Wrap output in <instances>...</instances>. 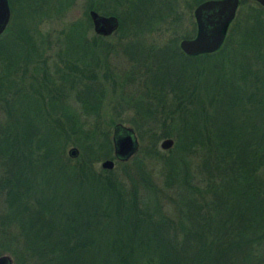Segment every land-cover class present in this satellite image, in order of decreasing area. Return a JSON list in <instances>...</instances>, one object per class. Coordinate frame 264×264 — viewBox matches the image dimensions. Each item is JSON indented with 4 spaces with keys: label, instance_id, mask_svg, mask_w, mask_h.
Segmentation results:
<instances>
[{
    "label": "trees",
    "instance_id": "16d2710c",
    "mask_svg": "<svg viewBox=\"0 0 264 264\" xmlns=\"http://www.w3.org/2000/svg\"><path fill=\"white\" fill-rule=\"evenodd\" d=\"M204 1L197 0L196 6ZM239 3L241 10L248 0ZM239 10L217 52L186 57L175 45L186 60L220 54L221 75L230 73L232 62L241 72L240 88L229 96L225 90L220 93L227 108H221L219 116L192 109L189 89L180 88L173 101L159 91L157 108L170 124L157 137L156 108L136 106V131L144 128L143 119L149 124L151 146L143 153L149 166L162 162L164 167L159 181L146 174L139 157L133 166L142 174L95 171L97 161L113 159V145L99 122H87L99 109L93 88L83 108L85 118L79 114L66 122L57 118L51 143L43 137L42 127L33 123L37 119L30 107L5 109L0 90V107L9 119L0 122V242L12 249L17 264H264V8H255L236 25ZM103 15L118 18L115 33L129 31L117 13ZM18 30L14 39L20 42L27 38V30ZM85 31L82 22H74L66 36L84 54L92 46ZM103 38L98 36L93 43ZM4 43L0 50L5 53ZM167 53L170 62L181 65L176 52L170 48ZM254 59L261 64L255 61L251 66ZM65 63L66 71L95 80L87 63ZM259 69L263 75L257 74ZM96 85L102 89V83ZM65 97L58 90L53 105L65 106ZM28 98L31 95L24 99ZM36 101L43 104L44 96L39 94ZM36 110L38 118L42 112ZM117 124L122 123L113 129ZM171 137L174 147L166 152L169 156L161 157L153 146L158 139ZM69 146L80 149L76 160L66 152Z\"/></svg>",
    "mask_w": 264,
    "mask_h": 264
},
{
    "label": "rangeland",
    "instance_id": "374dc122",
    "mask_svg": "<svg viewBox=\"0 0 264 264\" xmlns=\"http://www.w3.org/2000/svg\"><path fill=\"white\" fill-rule=\"evenodd\" d=\"M8 1L9 8L12 7L10 21L0 39V45L6 42L4 43L6 44L5 53L2 49L0 50V90L4 98L1 104L5 106V109L12 105L14 109L11 112L20 108L26 111L30 107L31 116L34 115L32 118L37 119L33 123L42 127L43 137L46 136L51 143L57 118L64 122L78 114L85 118V114H82L83 108L86 101L90 102L88 90L90 87L93 88L98 95L99 109L97 113H92L93 116L91 115L87 122L89 124L99 122L101 129L109 132L110 140L113 136V125L122 123L121 125L134 131L139 142L138 153L129 160L117 161L112 153L113 159H100L94 164L95 171H108L103 169L101 164L111 160L114 162L112 170L117 174L124 173L125 170L132 174L137 172L142 174L133 166L134 158L139 157L137 162L142 163L143 170L147 171L146 174L150 175L151 179L159 181L163 178L164 167L162 162L149 166V158H146L143 153L144 148L151 146L148 145L149 124L143 119L144 128L136 131L134 124L137 122L134 123V120L139 117L136 106L156 108L155 112H158L155 114L158 119L156 136L159 137L168 130H164L167 127L166 124H170L166 123L165 116L157 108L160 92L165 97L170 96L169 100L173 101L172 95L180 88L189 89L190 94H193L191 95L193 104H190V107L212 112L213 117L219 116L217 114H220L221 108H227L225 97L219 99L220 93L225 90L229 96L233 90L241 86L238 80L241 72L238 71L234 62H232L233 67L228 70L230 73L221 75L222 72L217 64L221 61L220 54L201 57L197 60H186L185 57L182 56V59L177 54L178 51H175V45L179 47L181 41L194 39L197 34L194 17V10L198 6H196L197 0ZM60 4L63 5L60 7ZM65 4L68 7H64ZM90 6L97 8L98 12L93 11L102 16L104 12L117 13L129 31L124 35L115 33L105 39L96 40L94 44L93 39L98 36L94 33L91 19L89 24L85 15L87 13L90 18ZM255 8L262 7L248 0V3L240 8L241 10L238 9L240 20L236 25L244 23L243 19L247 18V15L257 11ZM261 15L264 20V14ZM78 21L83 23L86 30V40L92 43L89 53L84 54L80 48L76 47V43L73 42L75 40L66 37L71 24ZM19 27L25 32L27 30V38L17 42L14 37L17 36ZM170 48L172 52H176L181 65L178 62L172 63L167 58V51ZM66 60H73L79 66L87 63L95 72V80L83 78L81 73L75 71H66ZM234 60L232 55V61ZM255 61L261 64L259 60L254 59L251 66L255 64ZM182 64L183 66L187 64L188 67L184 69ZM44 71L48 74L45 79ZM60 74L67 75V79L60 78ZM257 74L263 75L261 69L257 70ZM163 80L167 82H165L166 85L161 86ZM97 83H102V89L100 86L95 87ZM58 90L66 94L65 106L60 108L53 105ZM39 94H42L45 99V102L40 105L36 101ZM26 95H31V99L25 100ZM37 108L41 110L42 115L35 118L36 112L39 111L36 110ZM8 120L4 107H0V122L4 123ZM171 125L175 124L172 122ZM171 139L175 140L174 137ZM163 140L158 139L157 144L153 146L158 149L161 157L169 156L167 151L160 149V143ZM71 148H76L80 156L81 151L75 146L67 147L66 152L68 153ZM125 164H128V167H124ZM118 176L121 178L120 175ZM134 179L138 181L137 177ZM1 203L3 205L2 198H0V207ZM4 249L6 246L0 242V257L7 256L12 260V264H17L11 253L12 249L7 247L1 253Z\"/></svg>",
    "mask_w": 264,
    "mask_h": 264
},
{
    "label": "water",
    "instance_id": "95a60500",
    "mask_svg": "<svg viewBox=\"0 0 264 264\" xmlns=\"http://www.w3.org/2000/svg\"><path fill=\"white\" fill-rule=\"evenodd\" d=\"M264 8V0H250ZM239 0H207L199 4L194 10L197 25V34L194 39L180 42V50L188 57L213 54L224 44L227 31L235 20L239 9ZM94 33L100 37L113 35L119 28V20L115 16L105 17L95 11L89 12ZM10 21V8L8 0H0V36L6 30ZM113 155L117 161H127L139 151V142L130 128L117 124L112 136ZM174 145L171 138L160 143L162 151L170 150ZM70 158H76L79 151L71 148L68 151ZM105 170H112L114 162L106 160L101 164ZM0 264H12L7 256L0 257Z\"/></svg>",
    "mask_w": 264,
    "mask_h": 264
},
{
    "label": "flooded vegetation",
    "instance_id": "af4514ba",
    "mask_svg": "<svg viewBox=\"0 0 264 264\" xmlns=\"http://www.w3.org/2000/svg\"><path fill=\"white\" fill-rule=\"evenodd\" d=\"M90 11H93V10H90ZM90 11H89V12H90ZM95 12H96V11H95ZM117 19H118V18H117Z\"/></svg>",
    "mask_w": 264,
    "mask_h": 264
}]
</instances>
